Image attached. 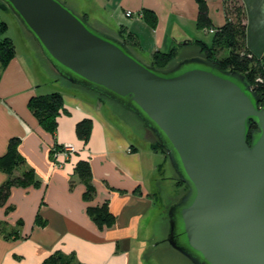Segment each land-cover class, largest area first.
<instances>
[{
  "label": "crops",
  "instance_id": "0c3cea01",
  "mask_svg": "<svg viewBox=\"0 0 264 264\" xmlns=\"http://www.w3.org/2000/svg\"><path fill=\"white\" fill-rule=\"evenodd\" d=\"M73 1L98 30L113 36L131 34L133 52L143 62L172 48L174 59L180 61L200 54L197 42H212L214 30L196 26V0ZM205 2L214 28L221 26L224 0ZM239 2L245 46L264 59V0ZM128 10L134 14L126 16ZM8 37L15 55L0 71V156L10 138H19L24 163L13 176L31 168L37 182L12 186L0 205V264H42L54 252L71 255L74 264H184L186 259H180L166 241L167 210L160 197L165 190L171 194V184L160 179L165 158L154 148L152 133L132 111L91 90L65 85L61 77L59 83L38 82L32 53L22 41L18 45ZM52 91L62 94L64 111L50 134L27 103L34 95ZM82 119L91 120L87 140L75 130ZM54 145L59 149L51 157ZM81 159L90 165L95 190L90 200L74 173ZM7 177L0 170V187ZM104 202L114 221L100 228L87 207Z\"/></svg>",
  "mask_w": 264,
  "mask_h": 264
},
{
  "label": "water",
  "instance_id": "95a60500",
  "mask_svg": "<svg viewBox=\"0 0 264 264\" xmlns=\"http://www.w3.org/2000/svg\"><path fill=\"white\" fill-rule=\"evenodd\" d=\"M1 1L59 77L132 111L164 149L187 189L168 244L191 264H264V97L244 75L200 55L156 69L60 0Z\"/></svg>",
  "mask_w": 264,
  "mask_h": 264
},
{
  "label": "trees",
  "instance_id": "16d2710c",
  "mask_svg": "<svg viewBox=\"0 0 264 264\" xmlns=\"http://www.w3.org/2000/svg\"><path fill=\"white\" fill-rule=\"evenodd\" d=\"M196 2L198 7L196 26L199 29L206 28L214 30L210 45H206L202 42L196 43L203 53V58L215 64L221 70L237 71L243 74L246 82L264 97V59L252 55L245 46V24L243 20V9L239 0H224L225 22L221 26L215 28L208 15V8L205 0H196ZM2 4L7 7V5L0 0V9L2 8ZM81 17L87 21L85 14ZM7 27V22L0 19V71L10 62L15 54V47L11 38L5 35ZM117 37L132 52L134 51L132 49L134 43L131 34L119 35ZM175 55V48H172L166 53L155 52L152 54L151 63L148 65L156 69L164 70ZM27 104L36 117L40 127L44 131L53 134L57 127V117L64 111L62 94L58 91H52L47 94L34 95L29 98ZM253 127H255V125L251 124V128ZM75 130L80 139L87 140L90 135L91 120L82 119L76 124ZM19 142V138H10L6 152L0 156V170L4 171L8 176L0 187V205L6 201L12 186L27 185L37 182L31 168H25L20 174L13 176V172L24 163V158L18 149ZM58 149L59 146L54 145L51 149V157L52 153ZM161 151L165 153L162 147ZM74 173H76L85 184L86 190L84 197L86 200H90L95 190L90 183L91 172L88 161L83 159L78 160L74 166ZM177 180L181 182L179 179ZM87 212L100 228L103 226H110L114 221V215L110 212L107 202L100 205L88 206ZM36 220L41 222L39 218ZM42 264L74 263L71 255L54 252L51 253Z\"/></svg>",
  "mask_w": 264,
  "mask_h": 264
},
{
  "label": "rangeland",
  "instance_id": "374dc122",
  "mask_svg": "<svg viewBox=\"0 0 264 264\" xmlns=\"http://www.w3.org/2000/svg\"><path fill=\"white\" fill-rule=\"evenodd\" d=\"M60 1L64 2L65 5L69 9H71L75 14L84 16V13L81 14L78 12V7L74 4L73 0H60ZM85 18L87 19L86 14H85ZM0 19L4 20L8 24L5 35L11 36L14 39V41L18 42V45H22V43H21V41H22L24 46H26V49L32 53L34 63L36 66V73L38 76V82H40V83L44 82L45 84L46 83L54 84V83H59L60 81L63 82L61 80V78L58 76V74L55 73L53 70H51V68L47 62L46 57L41 53L40 49L38 48V46L34 42V40H32L31 37L26 32H24V30L21 27L19 20L16 17V15L9 8H7L4 4H2V8L0 9ZM198 55L203 57V53L201 51H200V54H198ZM13 58H14V56H13ZM178 61L179 60H176L173 58L166 65L165 68L170 69V68L174 67ZM144 62H146L147 64H150L151 59L145 60ZM63 83L65 85H69L68 82L65 80ZM154 148H157L161 151V147H160L158 141H156V140H154ZM161 152H163V151H161ZM164 158H165V163L163 165V169H162V172L160 174L161 175L160 179L166 180V181H168L169 184H171V188L169 187V192H171V194H172V199L170 201L169 195L171 196V194L170 193L168 194V190H165L163 193V197H162V199L164 198L165 201H162L161 197H160V200H161V202H163L162 207L164 208V210L165 209L168 210L167 208L169 207V205L178 201L179 198L181 197V195H183L187 189L183 183H181L177 180L176 175H175L171 165L169 164L168 157L166 156L165 153H164ZM166 214H167V212H166ZM176 255H178V257L180 259L182 257H184L179 252H177ZM147 258H148V256H147ZM182 259L183 260L186 259V260H184L185 261L184 264H190V262L187 258L184 257Z\"/></svg>",
  "mask_w": 264,
  "mask_h": 264
},
{
  "label": "built area",
  "instance_id": "2783aa9c",
  "mask_svg": "<svg viewBox=\"0 0 264 264\" xmlns=\"http://www.w3.org/2000/svg\"><path fill=\"white\" fill-rule=\"evenodd\" d=\"M133 14H134V12L131 11V10H128V11L125 12V15H126V16H131V15H133ZM68 149L70 150L71 148H68Z\"/></svg>",
  "mask_w": 264,
  "mask_h": 264
},
{
  "label": "flooded vegetation",
  "instance_id": "af4514ba",
  "mask_svg": "<svg viewBox=\"0 0 264 264\" xmlns=\"http://www.w3.org/2000/svg\"><path fill=\"white\" fill-rule=\"evenodd\" d=\"M154 140H156V139L154 138Z\"/></svg>",
  "mask_w": 264,
  "mask_h": 264
}]
</instances>
